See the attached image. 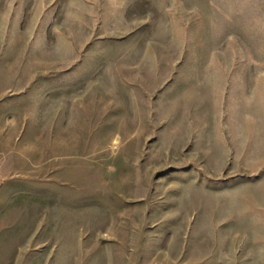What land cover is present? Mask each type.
<instances>
[{
  "label": "rangeland",
  "instance_id": "rangeland-1",
  "mask_svg": "<svg viewBox=\"0 0 264 264\" xmlns=\"http://www.w3.org/2000/svg\"><path fill=\"white\" fill-rule=\"evenodd\" d=\"M0 264H264V0H0Z\"/></svg>",
  "mask_w": 264,
  "mask_h": 264
}]
</instances>
